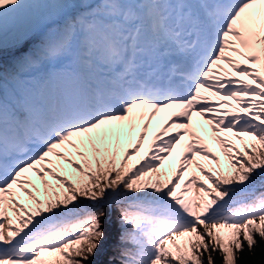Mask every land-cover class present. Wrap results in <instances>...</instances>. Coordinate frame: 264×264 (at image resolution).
<instances>
[{"label": "snow or ice", "instance_id": "6c2138e0", "mask_svg": "<svg viewBox=\"0 0 264 264\" xmlns=\"http://www.w3.org/2000/svg\"><path fill=\"white\" fill-rule=\"evenodd\" d=\"M107 208L120 264L264 248V0H0V264H99Z\"/></svg>", "mask_w": 264, "mask_h": 264}, {"label": "rangeland", "instance_id": "374dc122", "mask_svg": "<svg viewBox=\"0 0 264 264\" xmlns=\"http://www.w3.org/2000/svg\"><path fill=\"white\" fill-rule=\"evenodd\" d=\"M238 59H239V57H238ZM213 99H215V98H213ZM232 103L235 104V101H232ZM165 116H167L166 113L162 111L155 118H163ZM194 123L196 124L197 122H194ZM158 127H159L158 125L157 126L154 125L153 127H151L148 130V137L146 138L143 146L141 147V150L144 149L143 150L144 152H145V149L147 151L149 150V145L151 144V142L153 140V137L156 135L157 131L159 130ZM195 128L197 129V131H199L198 129L200 127H195ZM203 128H205V127H203ZM206 129H208V128H206ZM140 130L141 129L138 128L136 130V132L133 133V134H131L130 136H122L121 137L122 149L127 148L130 144H132V143L135 142L136 138L139 135ZM210 135H211V132H210ZM228 135L230 136L231 134H228ZM181 143H183V142L181 141ZM236 143H237L238 146H240L239 145V141H236ZM209 144H210V149L213 150V147H211V146H214L213 142L211 141ZM176 151H178V150H176ZM176 151H174L173 154ZM218 151H219V149H218ZM220 151H221V148H220ZM221 155L223 156L222 151H221ZM174 158L175 159L173 160V162H171L170 160H166L167 162L166 161L164 162V168L165 167H168L169 168L170 163L173 165V167L175 165H178L179 164V161H180V157L177 158V157L174 156ZM199 158L200 157H198V159ZM221 159L223 160L224 157L221 158ZM133 161H135L134 160V157L131 158L130 163L133 162ZM190 174H191V171L185 172L184 178L181 181V185H183L184 180H187L189 178ZM201 178L203 179V177H201ZM177 191L179 192L180 190L178 189ZM194 192H195V186H193V188L189 191V193H186V195H188V196L194 195ZM106 211H107L108 215L104 218V226H105V231H106V234H107V239H106V241L104 243L103 248L100 250V254H99L98 258H97L99 263L101 262L102 257L106 255V251H108L109 247H112L113 245L114 246L115 245H118V246L120 245V239L119 238H120V234H121V228H120V225H119V222H118V219H117V211L114 208H107ZM104 261H105V259H104ZM119 262H120V259H116L112 263L113 264H119Z\"/></svg>", "mask_w": 264, "mask_h": 264}, {"label": "trees", "instance_id": "16d2710c", "mask_svg": "<svg viewBox=\"0 0 264 264\" xmlns=\"http://www.w3.org/2000/svg\"><path fill=\"white\" fill-rule=\"evenodd\" d=\"M119 246L113 245L112 247H109L108 251H106V255L102 257V260L99 264H113L112 262L116 259L121 260L118 253ZM217 264H219V259H217ZM240 264H264V248H262L261 245L258 244L255 249V254L249 253L247 249H245Z\"/></svg>", "mask_w": 264, "mask_h": 264}, {"label": "bare ground", "instance_id": "6f19581e", "mask_svg": "<svg viewBox=\"0 0 264 264\" xmlns=\"http://www.w3.org/2000/svg\"><path fill=\"white\" fill-rule=\"evenodd\" d=\"M7 53V52H6ZM10 55H11V53H9ZM237 59H238V57H236ZM221 63H223V62H221ZM244 63H246V61L244 62ZM224 67H228L226 64L224 65ZM203 91V90H202ZM205 94H207V93H205ZM53 99V98H52ZM54 100V99H53ZM173 111L174 110H165V113H166V115L167 116H165V117H163V118H155L154 119V122H153V125H155V126H159L158 128L160 129L163 125H164V123H165V121L168 119V117L170 116V115H172V113H173ZM194 117V120H195V122H197L196 124L193 122V126L194 127H201V126H203V127H205V128H208V136H206L205 137V139L206 140H208V137L210 136V128H209V125L206 123V118H201V117H199V116H196V115H194L193 116ZM199 119H200V121H199ZM199 121V122H198ZM206 124V126H204ZM157 128V129H158ZM199 130V129H198ZM200 134H203L202 132L200 133ZM231 136V135H230ZM187 140H189V137L188 136H184L183 137V139H182V142L184 143L185 141H187ZM182 143V144H183ZM213 144H214V146H213V148L215 149V151L216 152H219L218 151V147H217V145H216V143L215 142H213ZM144 150V149H143ZM143 150H141L140 151V154H138V155H140V156H142L145 152H148L146 149H145V152L143 151ZM180 153H177V154H173L172 155V157L169 159L171 162H173V160L175 159L174 158V156L175 157H177L178 155H179ZM134 157V160L136 161L137 160V157L136 156H133ZM135 161H133V162H131V163H134ZM167 162V161H166ZM166 165V164H165ZM168 166V165H167ZM166 169H168V167H165ZM169 174H171V169L169 170Z\"/></svg>", "mask_w": 264, "mask_h": 264}, {"label": "water", "instance_id": "95a60500", "mask_svg": "<svg viewBox=\"0 0 264 264\" xmlns=\"http://www.w3.org/2000/svg\"><path fill=\"white\" fill-rule=\"evenodd\" d=\"M56 90V88H54Z\"/></svg>", "mask_w": 264, "mask_h": 264}]
</instances>
